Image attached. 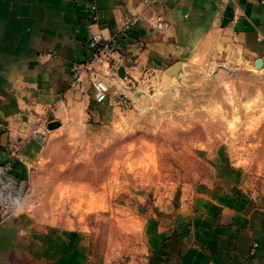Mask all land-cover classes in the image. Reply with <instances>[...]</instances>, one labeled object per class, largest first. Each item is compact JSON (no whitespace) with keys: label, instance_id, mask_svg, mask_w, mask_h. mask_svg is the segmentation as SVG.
Masks as SVG:
<instances>
[{"label":"crops","instance_id":"0c3cea01","mask_svg":"<svg viewBox=\"0 0 264 264\" xmlns=\"http://www.w3.org/2000/svg\"><path fill=\"white\" fill-rule=\"evenodd\" d=\"M134 14L142 20L108 59L74 82L92 36L110 39ZM259 61L264 0H0V167L12 163L16 184L51 160L55 144L34 131L103 136L131 118L125 94L168 80L177 65L178 73L212 62L251 70ZM93 75L108 84L104 103L95 101ZM212 167L209 181L150 198L139 228L143 264H264V188L223 149ZM75 231L11 218L0 203V264H86L91 237Z\"/></svg>","mask_w":264,"mask_h":264},{"label":"rangeland","instance_id":"374dc122","mask_svg":"<svg viewBox=\"0 0 264 264\" xmlns=\"http://www.w3.org/2000/svg\"><path fill=\"white\" fill-rule=\"evenodd\" d=\"M256 66L195 64L131 90L124 96L131 118L103 136L35 135L55 144L51 160L15 184L21 194L8 215L86 231V264H143L139 228L150 198L209 181L216 151L264 188V66Z\"/></svg>","mask_w":264,"mask_h":264},{"label":"built area","instance_id":"2783aa9c","mask_svg":"<svg viewBox=\"0 0 264 264\" xmlns=\"http://www.w3.org/2000/svg\"><path fill=\"white\" fill-rule=\"evenodd\" d=\"M144 5L149 6L158 0H142ZM96 10V7H92ZM142 16L139 14L130 15L122 29L112 36L110 39H106L101 34L93 35L88 42L89 59L82 63H74L73 75L74 82H79L82 75L91 70V65L94 62L102 63L107 60L112 48L119 44L120 38L129 33L141 20ZM158 30H166L169 28L167 23L158 21L156 23ZM94 87H95V101L97 103H104L108 98L109 87L106 81L100 79L97 75H93ZM34 134H39L38 131H34ZM12 170V163H7L0 167V203L2 213L9 214L11 210L12 202L20 196V190L16 188V185L9 179L8 175Z\"/></svg>","mask_w":264,"mask_h":264},{"label":"water","instance_id":"95a60500","mask_svg":"<svg viewBox=\"0 0 264 264\" xmlns=\"http://www.w3.org/2000/svg\"><path fill=\"white\" fill-rule=\"evenodd\" d=\"M262 64H263V61H259V65L262 66ZM179 69H180V66H179V65L175 66V67L171 70V72H170V76H174V75H176V74L178 73V70H179ZM11 218H14V217L11 215Z\"/></svg>","mask_w":264,"mask_h":264}]
</instances>
